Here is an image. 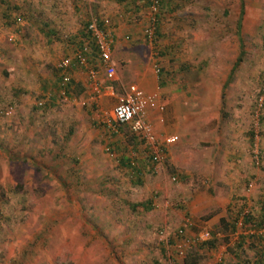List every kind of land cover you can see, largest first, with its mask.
<instances>
[{
  "label": "rangeland",
  "instance_id": "obj_1",
  "mask_svg": "<svg viewBox=\"0 0 264 264\" xmlns=\"http://www.w3.org/2000/svg\"><path fill=\"white\" fill-rule=\"evenodd\" d=\"M121 4L0 0V264H181L168 244L185 220V238L202 230L220 235L210 248L186 250L197 264L253 261L264 255V236L236 259L228 253L234 235L222 234L216 219L232 225L243 210L264 230V0H171L159 11L170 83L188 109L183 119L199 120V139L190 145L195 164L204 157L215 165L200 166L196 174L210 184L196 189L201 202L191 206L192 197L181 196L189 186L171 183L165 170H142L135 179L118 167L125 153L115 150L106 119H71L83 113L82 102L57 95L48 107L43 100L48 91L56 95L58 64L76 51L87 20L111 21ZM240 6L243 56L227 81L238 55ZM227 150L244 160H228Z\"/></svg>",
  "mask_w": 264,
  "mask_h": 264
},
{
  "label": "crops",
  "instance_id": "obj_2",
  "mask_svg": "<svg viewBox=\"0 0 264 264\" xmlns=\"http://www.w3.org/2000/svg\"><path fill=\"white\" fill-rule=\"evenodd\" d=\"M118 1L122 4L119 5L117 11L108 15L111 21H107V25L101 23V18H95L99 21L100 28L111 36L110 60L114 68L113 79L111 81L104 79L103 69L98 63L95 51L90 46L91 43L88 40L86 43L83 39L84 37H82L83 32L80 33L79 31L76 43L72 42L77 47L76 51L71 52L72 54L70 55H65V58L70 60L68 67L62 72L59 70L60 76L54 88L56 95H51L48 91L43 100L45 102L49 101L48 107L57 103L55 102L57 95L60 96L63 102L68 100L79 101L78 103L82 102L84 104L83 113L78 112L71 119H81L82 121L88 119L87 117L89 119H106L103 121L106 124V121L110 119L112 108L116 105L118 98L124 94L127 86L134 85L144 95L154 96L155 103L147 109L145 115L146 123L159 139L168 136L177 137V141L174 144L162 150L164 165L156 167L143 145L142 151H144L141 152V143H138L136 138L132 137L129 132L128 135H124V131L128 130L125 126L119 127L117 133L111 134V137L118 140L114 147L115 150L120 147V150L125 153L120 154L116 164L118 167L125 169L128 174L133 175L135 179H138L142 170L152 171L153 168L158 169L159 172H164L165 170L170 177H168L170 182L171 178L175 177L176 183L173 184L182 185L183 187L189 186L188 191H183L181 196L192 197L190 200L187 199L190 206L199 203L201 201L198 200V197H201L202 191L196 189L202 186L209 187L210 183L207 179L198 177L196 173L204 171V168L200 167L203 166L202 164L210 170H214L215 165L205 162L204 157L195 164L197 157L192 154L193 149L190 145L199 139L198 130L195 128L199 120L183 119L184 113L188 109L182 107L184 103L180 104L181 97L176 95L173 84L170 83L172 78V72L170 71L172 70V67H170L171 62L168 61L170 59L166 58L165 55H162L163 49L160 47L161 24L157 23L160 21V15H157L153 41L148 42L142 36V30L149 24L148 5L150 0ZM140 3L141 5H139ZM161 4V12L169 10L171 0H161ZM137 18H140V22H136ZM103 20L107 19L104 17ZM79 34L81 39H79ZM84 43L88 45V51L82 55L84 63L79 64L76 57ZM142 47L147 49L146 53L141 54L138 52V49ZM155 67L158 69L157 73L154 71ZM89 71L97 74L96 81L99 85L97 94L93 93L94 87L88 77ZM63 75L68 76L69 81L65 94L62 96L59 93L58 83ZM187 114L189 117L192 116L190 111ZM75 124H77V121ZM228 150L223 153L228 157V160L236 161L238 158L244 160V155H241L239 151H233L236 152L235 154L233 152L228 153ZM115 155L117 154H112L114 158L117 157ZM195 165H197L195 168L196 172H194ZM223 167L226 166L223 165ZM156 180L159 181V179ZM232 180H234L232 174L228 178H223L226 184ZM196 210L200 211L201 208H196ZM190 211L193 210L191 209ZM210 219H216V215ZM221 219V216H217L216 220L219 223Z\"/></svg>",
  "mask_w": 264,
  "mask_h": 264
},
{
  "label": "built area",
  "instance_id": "obj_3",
  "mask_svg": "<svg viewBox=\"0 0 264 264\" xmlns=\"http://www.w3.org/2000/svg\"><path fill=\"white\" fill-rule=\"evenodd\" d=\"M160 10V0H150L148 5L149 24L142 30V36L148 42H152L154 38V31L157 22V15ZM103 25H107V20H102ZM85 33L88 35V41L92 44L95 50L96 58L101 68L103 69V76L106 81H111L114 77V68L110 60L111 52V36L108 32L103 31L99 26V21L95 18H90L85 26ZM87 43V41H86ZM84 43L76 59L79 64H83V54L88 51V45ZM89 44V43H88ZM70 60L67 58L62 59L58 68L61 72L69 65ZM155 73L158 72L157 67L154 68ZM96 73L93 71L88 72V77L93 83V93H98V83L96 81ZM68 76H62L58 83L59 93L63 96L65 94L66 86L68 85ZM155 103L154 96H147L142 93L134 85L127 86L124 94L118 98L116 105L111 110L110 119L106 121V129L110 133H117L118 128L125 126L128 132L142 143L145 151L147 152L152 163L156 167H160L164 163V156L162 154L163 149H167L169 146L177 141V137L168 136L159 139L154 135L150 126L145 121V115L147 109L153 106ZM109 151V149H107ZM171 181H175L172 177ZM248 215L246 211H241L234 219V242L237 241V236H247L253 233L264 236L263 229H256L243 232H236L238 229L246 228L249 224L245 225L244 221ZM189 226V223L185 220L179 229L175 232L177 240L168 244L166 239L165 244L168 247H172L174 253H176L179 259H183L186 254V250L190 247L200 246L205 242L219 238L218 234H211L208 230H202L197 235L191 238L184 237V229ZM163 235V232H161ZM264 242V241H263ZM264 248V244L262 246Z\"/></svg>",
  "mask_w": 264,
  "mask_h": 264
},
{
  "label": "trees",
  "instance_id": "obj_4",
  "mask_svg": "<svg viewBox=\"0 0 264 264\" xmlns=\"http://www.w3.org/2000/svg\"><path fill=\"white\" fill-rule=\"evenodd\" d=\"M162 8V4H161V0H160V10ZM243 12H242V6H240L239 9V14H238V19H237V23H236V34H237V38H238V55L235 58V61L233 63V66L231 67V70L227 76V81L230 79L232 72H234V70L236 69L237 65L241 62L242 56H243V46L241 43V40L239 38V30L241 28V18H242ZM82 37H84L83 39L85 41L88 40V35L85 33V28L83 30V34ZM91 48H93L92 50H94V47L92 46V44L90 45ZM227 83V82H226ZM225 86V85H224ZM223 86V87H224ZM264 199V198H263ZM264 201V200H263ZM140 206L143 208V205L140 204ZM247 219H245L244 224L247 225L249 224L250 226L256 227L259 226L258 228L256 227V229H260L261 224L258 223V225L256 223H253L254 220L251 216H247ZM247 223V224H246ZM219 226L220 228H222V234H224L226 231L229 233H233L234 232V222L232 223V225H229L228 223L224 222V219H221L219 221ZM256 229H252V230H256ZM213 235V233H211ZM256 235L255 233L251 234V235H247V238L249 239H244L245 237L238 235L237 236V241L235 242L236 244H234V248L232 247L231 249H228V253H230L234 258L242 260L238 253H241V249L244 245L246 246H251V248H255L254 244H256ZM224 237V236H223ZM224 239V238H223ZM214 240V239H213ZM208 241L203 243L202 245H200L199 247H212V241ZM241 262V261H240ZM198 263V255H196L195 253H186L185 256L183 257V259L181 260V264H197ZM240 264H264V255H260L259 257H257L256 259H254L253 261L249 262L246 259H243V261Z\"/></svg>",
  "mask_w": 264,
  "mask_h": 264
}]
</instances>
